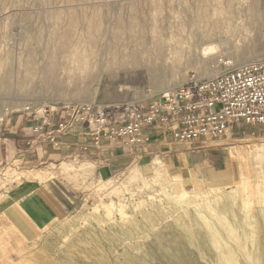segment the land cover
<instances>
[{"label": "rangeland", "instance_id": "obj_1", "mask_svg": "<svg viewBox=\"0 0 264 264\" xmlns=\"http://www.w3.org/2000/svg\"><path fill=\"white\" fill-rule=\"evenodd\" d=\"M221 61L264 62V0H0V198L21 180L54 177L34 163L39 145L9 141L10 123L148 105L190 75L224 71ZM255 129L242 130L241 179L221 187L241 185L232 196L204 197L202 182L160 170L104 181L63 170L82 184L73 212L35 241L0 223V264H264Z\"/></svg>", "mask_w": 264, "mask_h": 264}, {"label": "crops", "instance_id": "obj_2", "mask_svg": "<svg viewBox=\"0 0 264 264\" xmlns=\"http://www.w3.org/2000/svg\"><path fill=\"white\" fill-rule=\"evenodd\" d=\"M50 120L52 125L45 124L42 118L37 122L26 118L14 125L10 123L11 128L16 129L17 139L12 136L9 141L16 144L18 151L29 144L39 145L34 163L48 168V173L54 175L46 181L37 177L21 180L10 189L1 190L0 223L15 228L26 241H35L43 231L66 219L75 209L82 184L72 175L65 177L63 170L74 172L81 168L88 173L91 171L88 178L101 181L124 178L133 171L151 177L160 170L180 185L200 181L206 187L232 186L242 177L240 142L245 139L242 135L246 136L242 130L252 128L236 127L226 137L216 140L177 142L172 134L155 127L150 130L147 143L130 146L126 141L107 138L95 144L92 130L86 125L71 126L62 135L56 132V125L64 117H50ZM37 126L43 127L40 137L33 134ZM253 128L256 129L251 132L252 138L264 134V128ZM30 137L36 138L32 141L27 139ZM25 160L29 161L24 155L21 162Z\"/></svg>", "mask_w": 264, "mask_h": 264}, {"label": "built area", "instance_id": "obj_3", "mask_svg": "<svg viewBox=\"0 0 264 264\" xmlns=\"http://www.w3.org/2000/svg\"><path fill=\"white\" fill-rule=\"evenodd\" d=\"M220 65L224 71L208 77L190 75L185 83L148 105L67 113L57 123L56 132L65 135L71 126L86 125L95 144L107 138L138 146L150 140V130L155 127L172 134L177 142L221 139L236 127L264 128V62L238 68H231L227 61ZM42 119L52 125L50 117ZM42 131L37 126L33 134L40 137Z\"/></svg>", "mask_w": 264, "mask_h": 264}, {"label": "bare ground", "instance_id": "obj_4", "mask_svg": "<svg viewBox=\"0 0 264 264\" xmlns=\"http://www.w3.org/2000/svg\"><path fill=\"white\" fill-rule=\"evenodd\" d=\"M197 182H200V181H197ZM183 185H185V184H183ZM240 187H241V185H238V187L236 189H233L232 191H223V190H221L222 188L209 187L207 189H204V191H202L201 188H199V186L197 185L196 190L199 192L198 194H200L204 197H223V196L234 195L235 193L239 192L241 190V188H243V187H241V188ZM186 189H188V188H186Z\"/></svg>", "mask_w": 264, "mask_h": 264}]
</instances>
